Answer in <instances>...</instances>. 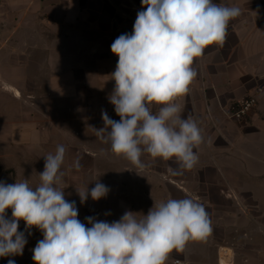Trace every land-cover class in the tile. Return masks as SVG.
<instances>
[{"label":"crops","instance_id":"1","mask_svg":"<svg viewBox=\"0 0 264 264\" xmlns=\"http://www.w3.org/2000/svg\"><path fill=\"white\" fill-rule=\"evenodd\" d=\"M44 2L41 14L45 20L42 57L40 52L32 49L33 53L24 58L25 64L41 63V73L16 71L15 68L10 72L0 70L1 99L7 97L13 102L19 101L24 93L35 98L39 95L35 90L31 91L36 85L35 80H46L42 105L25 107L27 123L24 126L17 121L18 112L13 107L8 109L10 114L15 113L16 118L0 120V157L6 159V155L1 153L2 143H9L11 149V144L34 147L35 152L27 154L34 160L44 159L47 155L37 156L36 145L48 154H54L58 145L66 148V154H84L83 151L102 154L98 147L101 140L95 131L99 129L97 97L91 98L90 107L96 122L88 131L80 128L84 122L78 125L85 110L80 100L83 95L109 96L112 93L115 81L111 73L115 70L118 56L111 52V44L121 34L133 31L137 12L142 10L141 0ZM214 2L236 6L241 14L229 22L222 47L209 45L204 55L196 58L193 67L198 75L190 85V93L178 102L182 117L191 116L202 130L204 143L195 149L198 163L191 170H182L181 174L174 175L170 169L178 168L175 158L164 160V163H159L161 168L156 175L161 185L188 191L192 196H196L192 192L202 191L200 198H208L211 206L224 208L225 218H220L219 234L223 245L219 247L218 263L215 264H264V5L260 7L258 0ZM248 95H255L257 104L246 118L235 120L224 113L231 103ZM110 105L108 101V116L111 114ZM1 109L4 111L3 107ZM39 109L43 112L41 123L37 122ZM4 129H9L8 133ZM84 134L90 136V141L84 138ZM18 157L16 152L15 158ZM10 159V165H14L13 156ZM69 163L64 161L65 165H62L64 175L59 187L64 189L66 200L76 202L78 219L87 223L85 218L89 216L97 220L104 215L106 218L115 217L116 212L99 207L100 200L90 198L81 204L77 194V189L83 190L87 186L91 190L97 179L101 183L104 180L109 183V175L101 181L99 166H95L90 174L94 175L93 181L85 182L81 168L72 175L68 174ZM32 175L33 178L26 179L30 186L36 187L40 177L37 173ZM214 192L218 193L217 199ZM233 207L236 210L233 211ZM25 237L27 243L23 254L0 257V264H8L9 259L15 264H35L32 250L43 239V233L35 228L32 236Z\"/></svg>","mask_w":264,"mask_h":264},{"label":"clouds","instance_id":"2","mask_svg":"<svg viewBox=\"0 0 264 264\" xmlns=\"http://www.w3.org/2000/svg\"><path fill=\"white\" fill-rule=\"evenodd\" d=\"M141 3L133 31L111 44L118 61L108 99L119 120L102 110L104 127L95 131L114 154L135 167H146L145 154L165 161L175 158L178 168L170 171L181 174L198 163L195 149L204 138L194 118L182 117L177 99L190 93L198 75L196 58L209 45L223 46L229 22L241 10L214 0ZM65 154L66 148L58 145L54 154L44 156L36 187L26 179L13 184L0 180V257L23 254L27 239L18 231L20 220L43 233L32 250L35 264H165L173 250L182 253L190 241H202L212 232L209 213L192 198L154 203L140 219L126 211L116 221L89 216L82 222L76 202L66 200L59 187ZM74 167L81 168L79 159ZM109 191L97 179L90 191L87 186L77 194L83 204L89 196L98 201ZM9 208L11 218L6 216ZM8 264L15 261L9 259Z\"/></svg>","mask_w":264,"mask_h":264},{"label":"rangeland","instance_id":"3","mask_svg":"<svg viewBox=\"0 0 264 264\" xmlns=\"http://www.w3.org/2000/svg\"><path fill=\"white\" fill-rule=\"evenodd\" d=\"M44 1L45 0H0V70L10 72L9 70L11 68H15L16 71L26 70L27 72L28 70H31L36 74L41 73V63L34 62L25 64L24 58H26L27 54L33 53L32 49L34 52H40V57H42L41 40L43 39V25L45 20L41 14L43 13L42 9L45 6ZM263 3L264 0H258V5L260 7L264 5ZM36 11L37 14H35ZM20 60L24 63H21ZM35 82L36 85L32 86L31 90L32 92L33 90L38 92L39 95L35 98L24 93L19 101L13 102L9 101V98L7 97H2L1 99L0 96V120L6 121L13 117L15 119V113L13 112L10 114L8 110L13 107V109L18 112L17 114H19L17 117L19 125H26L27 113L25 107L27 105H29V108L41 107L43 88L45 85L47 86L46 80L37 79ZM94 97H97V101L100 105L98 112L99 129L102 128L101 126L104 127L101 113L102 110H107L106 104L109 101V96L83 95L80 102L85 110H83L81 114L82 118L78 121V125L80 126L81 122H84V126L80 128L85 131H88L89 127H91L92 124L95 125L96 122V116L93 111H91L90 107L91 98ZM110 106L109 109L111 108V114L109 117L113 120H119V116L114 111V106L112 104ZM1 107L4 108V111ZM39 110L40 116L38 117L37 122L41 123L43 112L41 109ZM153 110L156 111L157 107H154ZM29 119H31V117ZM4 130L5 132L9 131V129ZM84 138L90 141V136L88 134H84ZM88 143L87 147L89 148L90 143ZM8 144L9 143L1 144V153L6 155V159H3V156L0 157V180L5 181L8 184H13L17 181L25 180L26 178H33V173L39 175V173L44 170L45 161L43 158L34 160L32 155H27L35 152L34 147L31 148L28 144H11L13 145V148L11 149ZM31 145L34 146V144ZM98 147L102 150V154H87V152L84 151V154H65L64 161L66 163L70 162L68 164V174L72 175L77 171L73 165L74 158H76V160L79 159L82 169L81 176L85 182L93 181L94 175L91 176L90 174L94 168H96L95 166H99L101 181L103 180V177H108L109 175V183L104 180L103 184L110 189L107 194L110 196L101 198L98 204L99 207H103L104 211L112 210L110 212H116L115 214L117 215L115 217L107 218L104 215L100 220H106L108 222L119 220L126 211L136 213L137 219H140L143 215L147 214L149 209L154 206V203L158 204L167 201L169 198H192L203 204L206 211L209 213L212 232L202 241H190L187 244L185 251L182 253L173 250V252L169 254L165 264H177L176 262L178 260L187 264L218 263L219 247L220 245H223L219 234L221 230L220 218H225L224 208H220L216 205L211 206L209 204L210 202H208V198H200L202 191L192 192L196 195L192 196V194L187 193L188 191L174 189L168 184H159L156 172L161 168L159 163H164L163 159L152 158L150 155L145 154L142 156V160L146 167L139 169L122 155L118 156L114 154L111 151L109 144L100 141ZM15 150L19 155L18 158H15ZM35 150L39 153L37 156L48 154L47 151H44L39 145H36ZM12 156L13 161L17 164L13 163L14 165H10V158H12ZM69 156L70 158H67ZM64 165L65 164H63V166ZM69 166H71V168ZM92 167L93 170L91 169ZM66 171L67 169H65V172ZM88 177L90 178L89 180ZM34 185H37L35 181ZM214 193L215 198L217 199L218 193ZM90 198L91 197L89 196L87 200H90ZM105 198L107 199V202L104 201ZM156 198L157 201H155ZM121 203L124 205L120 206L122 205ZM231 209L233 211L236 210L235 207ZM99 210V214L101 215V208ZM11 213V208L6 209V216L8 218H11ZM24 224L25 222L23 220L19 221L18 231L23 232L25 236H32L36 227L33 226L31 228H26V224Z\"/></svg>","mask_w":264,"mask_h":264},{"label":"built area","instance_id":"4","mask_svg":"<svg viewBox=\"0 0 264 264\" xmlns=\"http://www.w3.org/2000/svg\"><path fill=\"white\" fill-rule=\"evenodd\" d=\"M181 98L182 97H179L177 99V102H179ZM256 104H257L256 96L248 95L247 97L241 100L231 103L230 106L226 110H224V113L229 118L235 120H242L249 115V113L255 108ZM180 264H187V263L181 261Z\"/></svg>","mask_w":264,"mask_h":264}]
</instances>
